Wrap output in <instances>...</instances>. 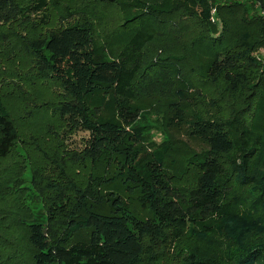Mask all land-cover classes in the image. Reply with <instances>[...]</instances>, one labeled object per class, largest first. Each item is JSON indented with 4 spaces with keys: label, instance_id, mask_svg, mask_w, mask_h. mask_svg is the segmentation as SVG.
<instances>
[{
    "label": "trees",
    "instance_id": "trees-1",
    "mask_svg": "<svg viewBox=\"0 0 264 264\" xmlns=\"http://www.w3.org/2000/svg\"><path fill=\"white\" fill-rule=\"evenodd\" d=\"M111 1L0 0V46L16 65L0 82V159L20 142L32 149V186L46 219L28 221L29 264H163L168 255L171 264H264V132L255 127L256 99L264 98V62L256 57L264 16L234 39L212 33L216 52L194 91L169 104V124L188 125L208 146L188 159L185 186L160 153L144 149L140 126L139 101L175 98L177 90L170 65L146 61L160 35L154 7L132 0L142 10L120 14L110 30ZM194 1L209 18V0ZM258 2L264 13V0ZM15 22L21 33L2 31ZM24 86L51 94L39 101ZM101 94L112 96L114 118L93 109L90 100ZM12 101L22 110L12 111ZM79 131L88 137L73 146ZM2 173L0 180L10 175L23 196L22 177Z\"/></svg>",
    "mask_w": 264,
    "mask_h": 264
},
{
    "label": "rangeland",
    "instance_id": "rangeland-1",
    "mask_svg": "<svg viewBox=\"0 0 264 264\" xmlns=\"http://www.w3.org/2000/svg\"><path fill=\"white\" fill-rule=\"evenodd\" d=\"M21 1L27 2L28 0ZM147 1L154 7L152 10L154 15L152 16L160 23V35L147 49V64L170 65L175 71V77H177V83L175 82L177 90L175 98H163L157 95L158 97L145 98L139 101L138 107L142 112L140 126L145 137L144 149H154L160 153L165 161L171 164L173 173L178 176L176 181L188 186L192 178V171L188 169L191 163L188 159L206 151L208 146L189 134L190 127L188 125L185 124L182 129H178L169 124V118L173 114L169 104L174 101H183L182 95L186 97L194 91L192 82L197 81L199 75L204 73L216 52V49L212 48V33L234 39L243 30L256 26L257 20L252 25L250 21L256 19V16H264V13L258 0H209V18H203V13L194 0ZM118 2L120 3L119 7L126 5L121 10L117 2L112 0L109 3L110 17L117 19V21L109 19L110 30L118 27V22L122 20L120 14L128 16L142 10L133 4L132 0H118ZM54 15V19L58 20V14L54 12ZM39 25L41 32L48 29L44 25ZM94 28L100 45V34H103V27L97 23ZM3 30L10 34L21 33L23 27L19 22H15V24L4 25ZM5 54L6 52L0 46V82L5 72H12L16 69V65L7 62L9 57ZM256 57L264 62V46L256 52ZM27 66L25 63L24 67ZM191 74L194 75L192 80ZM5 79L12 80L8 77ZM24 87L32 96H37L35 98L39 101L48 98L47 96L51 94L43 95L44 91L39 88ZM202 87L205 88L209 96L216 94L213 87L209 85H202ZM178 89L179 92H177ZM111 98L110 94H101L90 100L94 110L99 108V112L95 110L99 118L115 117V107ZM256 100L260 102L261 115L255 127L264 132V98L258 97ZM17 103L11 102L12 111L22 110L24 105L20 106L18 101ZM186 106L184 102V107ZM253 110H250L247 115L250 116ZM210 111L212 113L219 112L216 107ZM34 126V130L27 126H21L20 129L22 132L28 133L35 131L36 127L39 128V125ZM86 137H88V132L79 131L71 139V144L76 146ZM29 150L30 155L33 154L32 149L25 147L20 142L9 157L0 159V176H6L2 170L8 168L17 175H15L16 177H22V185L19 186L22 188L18 190L23 191V196L15 192L17 186L10 184V175L0 180V262L4 260V264H10V259H12L13 264L30 263L31 249L27 238L29 233L28 221L34 216H38L37 219H42V216H45L43 203L32 186L31 161L34 160L30 157L28 159ZM40 155L42 156L41 153ZM20 172L22 176H18ZM7 190L13 193L10 198ZM101 209L108 210V206H101ZM147 214L148 212L142 213L143 216ZM42 220L46 221L45 218ZM86 236L87 232H83L79 237ZM163 261V264H171L174 259L169 258L168 255Z\"/></svg>",
    "mask_w": 264,
    "mask_h": 264
}]
</instances>
